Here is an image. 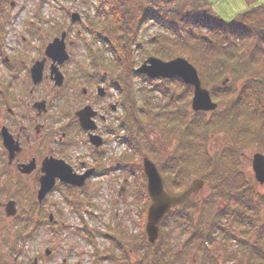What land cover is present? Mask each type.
Here are the masks:
<instances>
[{"label":"trees","instance_id":"1","mask_svg":"<svg viewBox=\"0 0 264 264\" xmlns=\"http://www.w3.org/2000/svg\"><path fill=\"white\" fill-rule=\"evenodd\" d=\"M205 2L208 3L207 0H93L87 7L84 26L103 48L88 47L90 67L96 77L102 76L100 67L115 74L112 85L120 91L122 104L128 111L130 151L126 155L129 173L140 182L141 203L137 208L140 219L149 204L140 160L144 154L151 158L158 152L153 143L156 138L151 142L149 133L139 131V125L149 117L154 119L160 141L177 140L161 167L170 194L187 187L193 174L208 172L206 175L216 179L215 190L204 203L188 199L163 217L153 245L146 241L143 229L138 242L132 234L110 230L108 226L111 234L105 235L114 248L104 253L93 242L92 232H85L92 237L88 242L94 246L95 262L175 264L177 257L178 264L188 256H195L197 264H218L216 251L220 248L214 254V247L220 245L226 253L232 251L226 247L232 242L235 252L226 255L225 264H264V194L253 189L252 180L239 170L238 163L246 149L264 153V4L226 22L215 15L210 2L209 5ZM143 25H153L160 31L140 40ZM54 29L53 32L57 31ZM150 56L169 61L185 58L196 68L211 97L223 106L211 114L192 113L188 107L190 86L176 77L151 80L135 73L136 63ZM134 78L141 80L140 88H136ZM156 95L160 96L158 102H154ZM214 131L225 133L230 145L211 156L208 140ZM223 198L227 204L215 211L216 201ZM37 213L35 209L32 218H25L34 224V230H30L33 233L46 220ZM173 228L180 231L183 239L177 253L169 248ZM123 241L135 246L138 262L128 260Z\"/></svg>","mask_w":264,"mask_h":264},{"label":"rangeland","instance_id":"2","mask_svg":"<svg viewBox=\"0 0 264 264\" xmlns=\"http://www.w3.org/2000/svg\"><path fill=\"white\" fill-rule=\"evenodd\" d=\"M207 1L208 3H205L209 5L210 2L212 9L215 11V15L227 22L237 17L235 15L244 13L246 9L264 4V0ZM91 2H93V0H2L1 3L3 8L0 9V52H3V57H0V78L3 79V82L6 83V81L9 80L11 73L6 67V64L3 63V60H5L4 58H6V63L8 65H13L18 69L22 77L24 74V72H22L24 69L22 63L27 62L28 64L30 59L37 57V50L43 49L44 47H42V45L51 41L50 39L53 37V34L55 35L51 27L55 24V27H59V32L61 30L66 31L67 41L74 42L72 46L67 47L70 59L65 63L63 69L69 77L68 80L72 81L74 78L72 76L73 73L75 74V67H80L79 69L82 71L83 75L80 84L72 86L76 93L74 96L70 95L66 98L65 108L71 106L75 102H78L77 106L82 105L85 98H83L80 90L82 87H86L83 82L85 81L84 75L93 73L90 67V60L88 59V47L93 48V50L103 49L98 39L90 35L84 26L85 13ZM210 5L209 7H211ZM72 13H78L81 22L75 21L71 23L70 16ZM158 30L159 29L153 26L146 25L145 27V25H143L139 38L143 40L147 38L148 35L150 36ZM48 31L52 34L47 33ZM31 33L37 34L40 39H38L37 36L32 37L29 35ZM137 52L138 51H136V54ZM140 63L141 62L136 63L135 68ZM104 70L105 68L103 69L100 67L101 73H103ZM105 76L103 78H106L110 83L115 79V74L110 70L108 71V75ZM134 81L136 83V88H140L142 85L141 80L139 78H134ZM63 87L67 90L71 86L69 84H63ZM45 88L48 89L46 81L41 84L39 90ZM47 89L43 91L44 94ZM109 92L114 96L113 98L116 99V91L110 88ZM156 96L157 98L154 102H158V98H160L159 95ZM212 99L214 102H218L216 99ZM190 103L191 95L189 108ZM222 106V104H218V109ZM68 112L71 113V109H69ZM208 113L209 112H206V114ZM125 117L128 116L125 115ZM129 123L130 119L128 117V127ZM153 124H155L154 119L149 117L139 125V127L141 126L139 131L142 132V134L149 133L147 137H149L151 142L156 138V141L153 143L158 152L153 159L155 160V164H162L174 150L177 140L173 138L172 140H168V142L163 140L160 141V134L156 136V127ZM228 140L225 133L212 132L208 140L209 154L211 156H216L218 151L230 145ZM123 150L124 147H115L113 145L112 153L109 155L112 161H115L120 151ZM255 152L258 151L246 149L242 159L238 162L240 164L239 170L244 173L248 179L252 180L250 183L258 194H264V184L260 185L254 180L251 170V157ZM207 173L208 172H206V174ZM206 174H193L190 182L186 185L190 187L191 181L195 179L202 181L201 187L196 192L192 193L189 198L191 201L198 204L201 202L204 203L205 198L211 196L209 194H212L213 190H215L213 188L216 182L215 177ZM127 179L129 180L126 184H123L125 185V189L121 195H119L118 192L122 187V180L120 176H118V173L89 181L86 190H84L86 195L84 194L82 196L61 185L54 187V190L47 196L43 208L54 216L55 222L50 226H45L43 228L38 227L34 233L33 231L26 233L28 230H25L26 223L19 221L20 215L18 214H21V211H18L16 214V219L13 217V219L8 222L5 221L4 216L0 217V226L3 228V225L9 226V228L15 224L17 225V227H12L9 231L0 232V264H32L34 259L38 261V264H116L108 260L94 262L90 252L92 247L90 246V242H88L90 237L84 234V231L92 232L93 242L97 244V248L104 253H108V250H113L114 248V243L110 241L111 239L105 237L103 234L104 232L111 234L107 226L110 227V230H118L124 232L123 234H132L134 238H138L140 235L143 236L140 234L142 229L145 234L147 208L149 204L147 205L144 218L140 219V211L138 212L137 209L139 208V203H141V192L138 188L140 182H138L137 176ZM170 179L172 180L173 176H170ZM169 183H171V181ZM187 187L183 190L180 189L176 194L183 193ZM139 197L140 199H138ZM83 198L87 200L84 201ZM224 199L226 200V198H223L218 202L216 201L213 208L215 211L227 204V200L225 201ZM31 203L32 201L20 200L16 205H18V208H20L21 205L25 208ZM34 203L35 201L33 198V204ZM80 214L83 217H80ZM145 237L147 241L146 234ZM85 238H87V240ZM169 238V248H171L174 253H177L183 245L180 231L173 228ZM139 239L140 238L137 239L138 242ZM123 243V249L129 254L128 260L132 263L138 262L140 258H138V255L134 251L135 246L126 241H123ZM232 244L231 242L230 245H226L227 249L230 248V250H232L226 253L221 250L220 245L214 247V254L215 250L220 248L216 251V260L218 264H225L226 255L235 252V247ZM45 250L49 251L48 255H45ZM117 253L118 252L115 254ZM14 258L17 259L16 263L14 262ZM177 260L176 257L175 264H177ZM197 261L198 257L188 256L187 260L181 261L178 264H197ZM151 264L153 263L151 262Z\"/></svg>","mask_w":264,"mask_h":264},{"label":"flooded vegetation","instance_id":"3","mask_svg":"<svg viewBox=\"0 0 264 264\" xmlns=\"http://www.w3.org/2000/svg\"><path fill=\"white\" fill-rule=\"evenodd\" d=\"M54 27L55 24L51 29ZM54 30L57 31L53 32L55 35L53 34L51 41L42 45L43 49L37 50V57L30 59L28 64L27 62L22 63L24 68L22 77L18 69L13 65H8L4 58L3 63L11 73L6 83L0 78V217L4 216L5 221L8 222L13 217L16 219V214L21 211V214H18L20 215L19 221L26 223L25 230L28 229L27 231L33 229V224L25 218L27 216L32 218L35 209L38 211L37 214H43L47 220L43 219L37 228L49 226L47 224L50 222L49 213L48 210H44L43 206L54 187L61 185L82 196L86 195L84 190L89 181L118 173L122 180V187L118 192L121 195L125 189L123 184L129 180L127 179L128 155H126L129 152L127 146L129 128H127L128 117H125V115L128 116V111L122 104L121 93L112 85V81L110 83L103 78L108 75L106 71H103L100 77H96L94 73L85 74L83 82L86 87L80 90L85 98L83 104L77 106L78 102H75L71 105L72 108L71 106L65 108L66 98L76 93L72 86L80 84L83 75L80 67H75V74L73 73L72 76L74 78L72 81L68 80L69 77L63 69L70 59L67 47L72 46L74 42L67 41L65 30L59 32L57 26ZM62 33H64L63 44L68 58L59 64L58 61L45 56L44 50L53 39H59ZM29 35L40 39L37 34ZM2 55L3 52H0V57H3ZM37 61H43V66L41 79L34 84L31 68ZM55 70L63 78L59 87L55 85V72L52 73ZM44 81L48 87V89L45 88L47 89L45 94L43 93L45 89L39 90ZM63 84H69L71 87L65 90ZM110 88L116 91V99L109 92ZM85 107L90 108L88 110L89 129L81 126L76 115L80 109ZM69 109L71 113L68 112ZM2 132L10 137L11 150L4 146ZM113 145L124 147L115 161H112L109 156ZM54 160L63 161L74 175L86 177L81 187L60 182L58 178H55L53 189L47 192L39 202L37 196L40 180L44 175L43 165ZM158 165L162 167L161 163ZM19 199L32 201V203L28 207L23 208L21 205L18 208L16 204L20 201ZM8 202H13L15 208L13 216L6 215ZM3 226L4 228L0 226V232L17 227L16 224L11 228L7 225ZM16 261L17 259L14 258L15 263Z\"/></svg>","mask_w":264,"mask_h":264},{"label":"water","instance_id":"4","mask_svg":"<svg viewBox=\"0 0 264 264\" xmlns=\"http://www.w3.org/2000/svg\"><path fill=\"white\" fill-rule=\"evenodd\" d=\"M80 15L78 13H72L70 19L72 22L80 21ZM64 33L58 39H53L46 49L45 55L52 58L53 61H58L59 64L67 60L68 55L64 49L63 44ZM43 61H37L31 68V77L34 84L41 79V70ZM55 85L60 86L63 82L62 75L55 71ZM139 75H145L149 78H172L178 77L185 84L193 87V95L191 100V108L193 111H210L216 108V103L210 98L208 90L202 87L199 80L197 71L195 68L184 58H175L170 61H163L155 57L147 58L139 67L136 69ZM89 107L80 109L76 113L79 118L80 124L84 129H89L88 118ZM4 146L11 150V139L10 137L2 132ZM156 165L147 157L143 158V172L147 182V193L148 198L151 200V204L147 210V221L145 226V232L149 243L154 244L159 235V222L162 217L172 208L177 207L181 203L185 202L188 195L196 192L202 185L201 180H194L188 189L179 195H169L165 192L163 187L162 178L158 172ZM251 170L253 172L254 179L258 184H264V154L255 152L251 157ZM44 175L40 180V188L38 190L37 199L40 202L47 192H49L54 184L55 178H58L60 182H64L69 185L80 187L83 184L86 176H76L71 172V169L67 167L63 161L54 160L43 165ZM15 214V208L13 202L6 204V215L13 216ZM52 214L49 215L50 221L52 220ZM49 253L45 250V254ZM33 264H37V260H34Z\"/></svg>","mask_w":264,"mask_h":264}]
</instances>
